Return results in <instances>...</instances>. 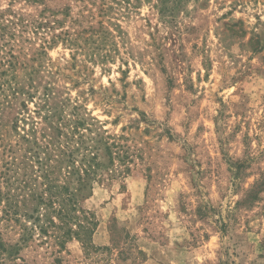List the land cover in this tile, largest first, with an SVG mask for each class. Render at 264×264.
Wrapping results in <instances>:
<instances>
[{
    "label": "rangeland",
    "instance_id": "rangeland-1",
    "mask_svg": "<svg viewBox=\"0 0 264 264\" xmlns=\"http://www.w3.org/2000/svg\"><path fill=\"white\" fill-rule=\"evenodd\" d=\"M158 1L9 6L25 20L46 8L58 36L41 55L38 37L19 40L33 99L15 102L79 107L122 173L81 204L92 247L58 255L34 238L0 264H264V0ZM19 232L0 205L3 246Z\"/></svg>",
    "mask_w": 264,
    "mask_h": 264
},
{
    "label": "trees",
    "instance_id": "trees-1",
    "mask_svg": "<svg viewBox=\"0 0 264 264\" xmlns=\"http://www.w3.org/2000/svg\"><path fill=\"white\" fill-rule=\"evenodd\" d=\"M18 1L42 0H7V8L0 9V205L3 219L20 231L12 246L5 248L0 241V252L14 258L19 248L36 238L59 255L72 241L92 247L98 223L81 204L92 195L94 184L122 173L113 171L115 160L122 158L113 151L117 145L109 142L106 132L95 130L97 121L79 115V107L63 115L48 102H15L20 96L33 99L20 82L19 72L27 67L19 62L24 52L19 40L25 34L31 40L38 37L35 51L41 55L58 38L52 33L56 22L45 15L46 8L25 20L9 8ZM158 2L165 7L166 0ZM24 74L32 80L31 72ZM263 185L264 175L257 188Z\"/></svg>",
    "mask_w": 264,
    "mask_h": 264
}]
</instances>
